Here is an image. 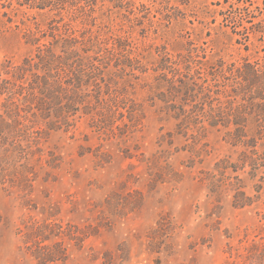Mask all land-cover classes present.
Instances as JSON below:
<instances>
[{"label": "rangeland", "instance_id": "rangeland-1", "mask_svg": "<svg viewBox=\"0 0 264 264\" xmlns=\"http://www.w3.org/2000/svg\"><path fill=\"white\" fill-rule=\"evenodd\" d=\"M21 1L0 0V68L52 49L73 103L0 79V264H264V167L210 123L242 102L229 69L264 64V0ZM221 159L250 205L207 188Z\"/></svg>", "mask_w": 264, "mask_h": 264}, {"label": "trees", "instance_id": "trees-1", "mask_svg": "<svg viewBox=\"0 0 264 264\" xmlns=\"http://www.w3.org/2000/svg\"><path fill=\"white\" fill-rule=\"evenodd\" d=\"M20 5L26 4L30 7L42 8L43 3H30L28 0H22ZM248 36V33H246ZM63 46V45H62ZM64 53L68 52V48L62 47ZM73 51V50H71ZM57 55L52 49H47L45 52L40 51L35 57L25 58L20 64L2 65L0 68V79L4 83L11 84V89L8 90V97L11 99L16 92L12 89L17 80H20L21 87H26V99L34 98L39 102L37 109L43 112H51L54 117L64 118L65 115L72 110V99L69 97L70 82L63 80L62 72L64 71L63 64L60 61L63 57ZM36 58L37 61L34 60ZM232 79V86L236 84L239 87L242 102L237 103L235 100L238 94L228 97L226 106L220 104L215 109V120L212 118L211 124L228 128L229 140L233 145L245 143L250 146V155L244 153L246 160H249L251 169L264 167V150L262 156L257 153L256 145L258 140H263L259 145L264 149V64H259L257 61H245L243 64L229 69ZM4 75V76H2ZM232 87V88H237ZM222 93V91H220ZM65 96V97H64ZM65 98V101H62ZM243 102H246V108L242 111ZM55 103L57 107L55 106ZM252 118L258 125V135L250 137L246 141L247 121ZM232 126V128L230 127ZM256 155V156H255ZM240 160L242 158H239ZM228 159H221L215 162L213 170L205 171L202 180L206 183L207 188L211 192H219L224 190L233 191V202L236 206L242 207L250 205L251 197L245 194L241 186L230 181L226 170L228 168H237L232 165ZM235 171V169H232ZM234 179L240 180L237 175Z\"/></svg>", "mask_w": 264, "mask_h": 264}]
</instances>
